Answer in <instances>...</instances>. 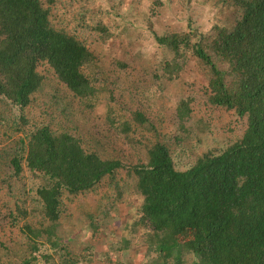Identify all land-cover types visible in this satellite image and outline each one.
<instances>
[{
  "label": "trees",
  "instance_id": "obj_1",
  "mask_svg": "<svg viewBox=\"0 0 264 264\" xmlns=\"http://www.w3.org/2000/svg\"><path fill=\"white\" fill-rule=\"evenodd\" d=\"M171 1L0 0V264H264V0Z\"/></svg>",
  "mask_w": 264,
  "mask_h": 264
},
{
  "label": "rangeland",
  "instance_id": "obj_2",
  "mask_svg": "<svg viewBox=\"0 0 264 264\" xmlns=\"http://www.w3.org/2000/svg\"><path fill=\"white\" fill-rule=\"evenodd\" d=\"M129 0H125V4L121 5V8L119 11L124 14L125 18H127L130 22L132 20L133 25L126 21L123 18L122 23L124 26L128 27L129 30L132 27H137L140 29V27H145L146 24L141 20V17H135V14L139 12V6L140 4H137L134 8H129L128 5ZM142 6H140V9L147 10L149 8V4L151 5V0H141ZM209 2L203 1V0H186L184 3H181L180 0H174L171 1L170 4L163 10L161 14H159L156 18L153 17L152 20H154L155 25L157 24L158 27L161 28H180L182 24L184 23V20H186L187 17H189L192 21H194L198 25H203V27H208L209 23H205V17L208 15L209 12H207V7ZM119 20V19H118ZM157 27V26H156ZM186 71L182 73V76H184V79L187 81L192 80V75L195 70L191 69L190 66H186ZM196 74V72H195ZM194 82H199L198 78L194 76ZM197 86H194V88ZM188 87H185L187 90ZM189 89V88H188ZM32 111L34 109L33 107H30ZM214 109H209V108H203L202 110H198V113L203 117L204 120L208 122V127L211 132V135L214 134L218 139L222 138H230L233 137V135L238 131L241 130L242 125L240 124H235L233 122V126L231 127V122L228 123V120L232 121V119L227 118L225 115L224 116H218L217 111H213ZM33 112V111H32ZM170 118L169 116L167 118H163L160 123H157L156 121L154 122L157 125V128L160 130H168L170 128V124L166 119ZM164 126H169L168 128H165ZM166 130V131H167ZM235 132V133H233ZM119 141V139H118ZM118 145H120L119 142H117ZM127 154V153H126ZM122 159L124 161H130L134 162V156L132 154L128 155V158L124 157V154L122 155ZM121 208L122 205H119ZM82 240H79V239ZM84 240H86L89 243H95L94 250H97V248H100L101 250H105L106 252H110V249H112V245L114 246V239L111 235L107 234V236L100 237V235H95L90 237L88 234L86 235V232H81L80 236L78 237L76 244H81V242L84 243ZM113 242V243H112ZM111 253V252H110ZM126 256V255H125ZM114 257V256H112Z\"/></svg>",
  "mask_w": 264,
  "mask_h": 264
}]
</instances>
